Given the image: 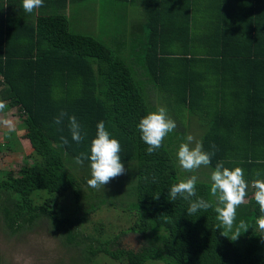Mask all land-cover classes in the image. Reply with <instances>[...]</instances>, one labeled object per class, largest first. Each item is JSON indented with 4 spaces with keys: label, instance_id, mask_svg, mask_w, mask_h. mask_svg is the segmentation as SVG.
Masks as SVG:
<instances>
[{
    "label": "trees",
    "instance_id": "trees-1",
    "mask_svg": "<svg viewBox=\"0 0 264 264\" xmlns=\"http://www.w3.org/2000/svg\"><path fill=\"white\" fill-rule=\"evenodd\" d=\"M84 1L43 0L29 14L22 0H0V101L3 112L16 110L32 149L15 174L0 179L3 227L15 234L45 221L69 248L88 241L81 264L99 254L119 264H264L254 189L237 209V223L250 229L233 242L221 235L214 209L188 215L189 200L168 198L186 178L177 158L180 128L175 148L164 140L151 155L138 129L156 104L168 103L169 114L185 109L206 123L201 143L215 151L211 171L223 162L242 168L249 185L264 180V0H98L122 21L115 50L69 31L67 11ZM131 8L141 16L134 23L126 18ZM61 111L76 116L82 142L72 140L68 117L54 123ZM101 121L131 171L122 193L93 190L90 160L75 162L90 156ZM210 187L198 182L197 196L214 200ZM63 196L72 200L69 214L58 204ZM106 205L132 225L103 242L84 238L79 227ZM128 233L139 237L136 250L120 246Z\"/></svg>",
    "mask_w": 264,
    "mask_h": 264
},
{
    "label": "rangeland",
    "instance_id": "rangeland-1",
    "mask_svg": "<svg viewBox=\"0 0 264 264\" xmlns=\"http://www.w3.org/2000/svg\"><path fill=\"white\" fill-rule=\"evenodd\" d=\"M107 3H100L98 0H86L78 3L75 7H71L67 11V20L69 23V31L77 34L91 35L99 38L113 50L117 48L114 44V37L118 23L122 24L118 16H114L117 8L111 7L109 11ZM127 12L126 18L134 23L139 19L138 8L136 12ZM131 14V15H130ZM140 15V14H139ZM123 27V25H122ZM121 27V29H122ZM131 37L132 34H130ZM130 37V38H131ZM130 41L127 46H129ZM124 54L126 52L124 51ZM154 97V96H153ZM165 107L168 110L167 104H156L153 106L154 111L157 107ZM169 114V113H168ZM169 116L177 122L180 128L179 136L183 135V141L186 142V136L191 134L195 141H200L205 132L206 123L202 117L190 115L185 109H180L177 114L170 113ZM10 121L14 126V131H10L9 127L4 124V121ZM25 128L22 121L18 118L16 110L12 109L8 112L0 111V144L2 147L10 145L11 149L5 147V150L0 152V179H6L7 176L15 174L23 164L24 160H28L31 156V147L24 138ZM174 131L169 133L165 138L166 143L171 142V147L177 145ZM8 143V144H7ZM194 146V145H193ZM179 148V147H178ZM125 174L114 178L101 187L103 192L117 191L122 193L125 187L128 186V179L131 171L125 165ZM132 169V168H131ZM181 171H184L181 168ZM211 169L209 167H201L196 174L199 177L198 182L210 184ZM193 173L184 172V176L188 177ZM116 181V182H114ZM123 182V183H122ZM123 185V188L116 184ZM111 184V185H109ZM97 190V189H93ZM101 191V192H102ZM58 204L67 209L69 214L72 208V200L68 196H63L58 199ZM132 225L131 219L122 213L118 207L106 205L100 207L95 213L89 216L88 222L80 228L81 234L86 239H96L98 242H103L109 236H114L122 230H127ZM262 231V230H261ZM139 237L128 233L119 239L120 246L126 249L138 248ZM88 241L75 247L69 248L64 245L57 233L49 232L45 221L38 223L33 228H26L15 234H11L3 227L2 218L0 216V264H81L80 251ZM87 264H119L103 254L95 257L92 263ZM145 264H163L160 261L150 260Z\"/></svg>",
    "mask_w": 264,
    "mask_h": 264
},
{
    "label": "clouds",
    "instance_id": "clouds-1",
    "mask_svg": "<svg viewBox=\"0 0 264 264\" xmlns=\"http://www.w3.org/2000/svg\"><path fill=\"white\" fill-rule=\"evenodd\" d=\"M42 6L43 0H22L23 10L29 14ZM5 107L6 102L0 101V111H3ZM65 117H68V114L61 111L54 123L61 124ZM68 120L72 140L77 143L82 142L86 133L82 132V126L76 116H70ZM4 124L9 127L10 131L15 130L10 121L5 120ZM176 128V121L169 116L165 107L158 106L156 111L142 118L138 124V129L142 133L143 142L148 145L147 154L151 155L159 150L168 134ZM61 142L64 145L68 144L65 137H61ZM212 147L215 149L214 145ZM120 152L119 140L111 138L105 123L99 122L96 138L91 142L90 156L81 153L75 160L77 164L81 165L86 159L90 160L91 178L87 181L89 187L94 189L105 187L112 179L125 174L126 169L121 161ZM214 155V150L205 151L200 141H195L191 134L187 135L186 142L179 146L177 158L180 167L193 174L171 185L169 200L173 202L178 198L189 200L188 215H194L201 210L214 209L219 221L217 228H223L221 235L234 242L250 229L249 224L244 220L237 223V209L245 203L248 189L251 187L254 189V199L259 205L261 213L256 223L260 230H264V180L256 179L249 185L242 168L236 167L234 170H230L224 166L223 162H218L210 175V194L215 199L209 200L197 196L199 177L194 173L201 167H209ZM152 179L155 183L156 178L153 177ZM155 198L159 199V195H156Z\"/></svg>",
    "mask_w": 264,
    "mask_h": 264
}]
</instances>
